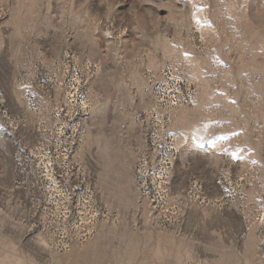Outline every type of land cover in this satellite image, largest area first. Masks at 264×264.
<instances>
[{"label": "rangeland", "instance_id": "374dc122", "mask_svg": "<svg viewBox=\"0 0 264 264\" xmlns=\"http://www.w3.org/2000/svg\"><path fill=\"white\" fill-rule=\"evenodd\" d=\"M0 264H264V0H0Z\"/></svg>", "mask_w": 264, "mask_h": 264}]
</instances>
